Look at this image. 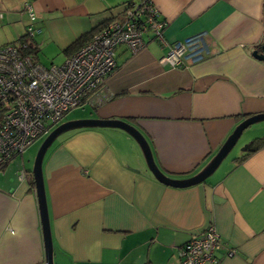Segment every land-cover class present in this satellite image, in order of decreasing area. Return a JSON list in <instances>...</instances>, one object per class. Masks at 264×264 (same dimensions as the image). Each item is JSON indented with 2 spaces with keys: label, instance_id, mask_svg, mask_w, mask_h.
Listing matches in <instances>:
<instances>
[{
  "label": "crops",
  "instance_id": "1",
  "mask_svg": "<svg viewBox=\"0 0 264 264\" xmlns=\"http://www.w3.org/2000/svg\"><path fill=\"white\" fill-rule=\"evenodd\" d=\"M138 1L0 0V46L21 38L40 63L42 50L66 58L82 44L72 42ZM151 1L167 44L202 33V56L163 64L169 45L144 32L137 52L116 49V68L88 99L87 117L128 122L160 171L186 178L241 120L264 112V62L252 55L264 43V0ZM46 135L0 166V264H44L30 149ZM257 138L264 121L242 132L204 182L174 188L154 178L119 128L62 133L42 161L54 264H181V246L209 224L219 237L209 264H264V141L254 147Z\"/></svg>",
  "mask_w": 264,
  "mask_h": 264
},
{
  "label": "built area",
  "instance_id": "2",
  "mask_svg": "<svg viewBox=\"0 0 264 264\" xmlns=\"http://www.w3.org/2000/svg\"><path fill=\"white\" fill-rule=\"evenodd\" d=\"M25 10L34 19L32 6ZM165 22L151 0L133 2L122 16L110 20L67 56L60 65H43L23 54L16 43L0 46V166L22 154L35 140L49 133L66 113L87 102L116 68L115 51L124 45L130 52L143 47L142 34L150 31L163 45H169L160 62L172 67L202 56V33L167 44ZM32 30L28 28V34ZM20 178L24 177L21 170ZM213 224L192 236L180 248L181 264H209L218 247Z\"/></svg>",
  "mask_w": 264,
  "mask_h": 264
},
{
  "label": "water",
  "instance_id": "3",
  "mask_svg": "<svg viewBox=\"0 0 264 264\" xmlns=\"http://www.w3.org/2000/svg\"><path fill=\"white\" fill-rule=\"evenodd\" d=\"M252 55L264 62V43L261 51L254 50ZM264 121V112L248 116L241 120L227 139L223 142L217 152L194 174L186 178H171L164 174L154 162L150 147L144 136L131 124L120 119L101 118H78L69 119L57 124L42 140L32 165V177L34 190L38 206L41 231L44 245V264H54L53 262V242L50 233L49 217L46 205L44 182L42 175V161L46 150L52 142L62 133L79 128L110 127L119 128L128 133L138 144L148 170L160 183L174 188H185L204 182L219 166L221 161L231 151L238 141L242 132L253 124Z\"/></svg>",
  "mask_w": 264,
  "mask_h": 264
},
{
  "label": "rangeland",
  "instance_id": "4",
  "mask_svg": "<svg viewBox=\"0 0 264 264\" xmlns=\"http://www.w3.org/2000/svg\"><path fill=\"white\" fill-rule=\"evenodd\" d=\"M39 58H40V61L43 65H50L51 62H53L56 65H60L61 63L64 62L65 55L62 52H56V51L52 52V50H42L39 54ZM92 110L93 109L91 108V104L88 102H85L82 105H78V106L74 107L73 109L69 110L66 113V116L62 120H60L58 122V124L63 122L64 120L70 119V118H75V117L88 118L87 115H89V113H91ZM40 142H41V140L37 141L35 143V145L30 149L31 159H34L36 152L39 148ZM237 147L238 146L236 145L234 150H236ZM240 148H241V146L238 147V149H240ZM32 162H33V160H32Z\"/></svg>",
  "mask_w": 264,
  "mask_h": 264
},
{
  "label": "trees",
  "instance_id": "5",
  "mask_svg": "<svg viewBox=\"0 0 264 264\" xmlns=\"http://www.w3.org/2000/svg\"><path fill=\"white\" fill-rule=\"evenodd\" d=\"M133 2H127L126 4H125V7H124V9H123V13H124V11L127 9V8H129V6L132 4ZM135 3V2H134ZM122 13V14H123ZM122 14H121V16H122ZM120 16V17H121ZM120 17H117V18H120ZM117 18H113V19H117ZM113 19H110V20H113ZM109 20V21H110ZM109 21H107V22H109ZM106 22V23H107ZM105 22L103 23V25H105L106 24ZM102 25V26H103ZM102 26H98L96 29H94L92 32H90L88 35H84L82 38L80 37V38H78V39H76L74 42H72L68 47L69 48H75L77 45H80L81 43L83 44L84 42H86L91 36H92V34L96 31V30H99ZM19 40V47H20V51L23 53V54H29V55H31L32 56V58H35L36 57V52H35V50L31 47V45H29V44H25L24 42V40L22 41V39L21 38H19L18 39ZM17 40V41H18ZM81 44V45H82ZM80 45V46H81ZM79 46V47H80ZM69 48H67V49H69ZM69 52V50H65V53H68ZM46 66V65H45ZM48 66V65H47ZM264 141V138H257V139H255L254 140V147H257L258 145H259V143H261V142H263ZM3 166V165H2ZM31 183V185L33 184V180L31 179V181H30Z\"/></svg>",
  "mask_w": 264,
  "mask_h": 264
},
{
  "label": "flooded vegetation",
  "instance_id": "6",
  "mask_svg": "<svg viewBox=\"0 0 264 264\" xmlns=\"http://www.w3.org/2000/svg\"><path fill=\"white\" fill-rule=\"evenodd\" d=\"M261 51V50H260Z\"/></svg>",
  "mask_w": 264,
  "mask_h": 264
}]
</instances>
